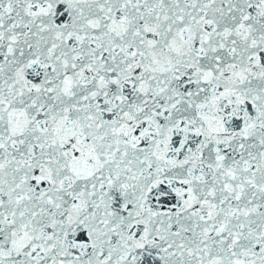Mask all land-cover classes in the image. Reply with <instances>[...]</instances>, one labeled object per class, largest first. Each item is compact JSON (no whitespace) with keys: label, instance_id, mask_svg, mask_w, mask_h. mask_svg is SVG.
<instances>
[{"label":"snow or ice","instance_id":"6c2138e0","mask_svg":"<svg viewBox=\"0 0 264 264\" xmlns=\"http://www.w3.org/2000/svg\"><path fill=\"white\" fill-rule=\"evenodd\" d=\"M0 264H264V0H0Z\"/></svg>","mask_w":264,"mask_h":264}]
</instances>
